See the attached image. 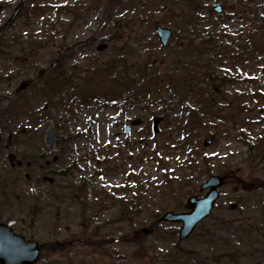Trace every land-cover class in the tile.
Instances as JSON below:
<instances>
[{
	"label": "rangeland",
	"instance_id": "374dc122",
	"mask_svg": "<svg viewBox=\"0 0 264 264\" xmlns=\"http://www.w3.org/2000/svg\"><path fill=\"white\" fill-rule=\"evenodd\" d=\"M191 1L169 0L192 8ZM195 1L201 8L186 26L189 16L171 15L162 5L130 10L110 7L109 0H0V223L38 244L35 264L264 258V161L254 156L263 153L256 146L264 137V0ZM57 5L76 10L58 12ZM158 23L175 34L168 48L156 36ZM27 36L43 47L36 56L10 45ZM182 42L208 45L209 82L199 81L202 57L176 47ZM247 42L255 48L239 53ZM45 75L62 87L48 91ZM25 82L29 87L20 90ZM219 100L223 111L207 116L206 127L188 132L180 122L184 108L198 111ZM12 102L15 118L5 127L1 112ZM156 117L163 118L158 134ZM137 119L142 125L126 133ZM50 123L57 135L52 154L45 144ZM31 152L43 160L11 169L9 153ZM54 156L58 161L45 166ZM185 171L193 175L186 183L177 180ZM213 175L223 179L219 200L181 241L180 224L161 218L187 211L188 199L203 197L201 186Z\"/></svg>",
	"mask_w": 264,
	"mask_h": 264
},
{
	"label": "trees",
	"instance_id": "16d2710c",
	"mask_svg": "<svg viewBox=\"0 0 264 264\" xmlns=\"http://www.w3.org/2000/svg\"><path fill=\"white\" fill-rule=\"evenodd\" d=\"M252 2L254 4H256L258 2H261V0H252ZM112 3H114V4L111 5ZM190 3L191 4L194 3V6L192 8L190 6H185L184 7V6H181V5H178V4L171 3V2H169V0H117V2H115L114 0H109V6L110 7H112L114 5H118V6L125 5L130 10H135L136 8H146V9H148V8H153L154 6L156 7L157 5H162L163 6V10L167 11L171 15L173 13L175 15L177 14L179 16L181 15V16H184V17L185 16H189V18H190L189 20H188V18L184 19V21L186 22V26H188L190 24L187 21H190L191 19L196 18L197 13L199 12V10L201 8V4H198L195 0L191 1ZM39 9L40 8H36V10H39ZM66 9H69L72 12H74L76 10V7H65L64 10H66ZM187 9H190V11L187 14H185L184 12ZM25 17H26V15H25ZM114 25H117V24L114 23ZM174 28L178 29V27H174ZM187 28H189V27H187ZM26 39H27L26 42L23 41V42L20 43V40H19L18 37L14 38V39H12L10 45L11 46L20 47L21 51H23V52L29 51L31 55H35L36 56V53H35L36 50L43 49V47L41 46L40 43H37L36 40H32L31 36H27ZM176 47L184 48V49H191V51L195 52V53H192V55H191V56H193L194 59H195V54L196 53L199 54V59L202 57V61L204 62V64L201 66V68L203 70V77L201 79H199V81H202V82L203 81H208L209 82L211 80L210 73H209V70H208L209 59L210 58H208L207 61L206 60L204 61V58H203L206 54L210 53V51H211L210 48H208V45H206V47H204L202 45L193 46V44L191 42H188V44H183V42H182V43H179L178 46H176ZM197 47H198L199 50H197ZM222 47H223V45L219 46V48H222ZM2 48L4 49L3 40H2ZM251 48L252 49L255 48V42L244 43L242 45L241 49L239 50V53L240 52L246 53L248 51L250 52L252 50ZM187 52L188 51L185 50V52L183 54L177 55L176 63L178 65H182L184 63V57H186V58L188 57L187 56V54H188ZM114 69H115V72H116L118 67H115ZM45 78H47V80L43 84V86L46 85V87L48 88V91H51V92L58 91L56 89L55 85H58V86L62 87V84L59 83V80L54 81L55 79H53V76L49 77V76L45 75ZM217 79L220 80L222 83L224 81L223 80L224 78L219 77V76H218ZM159 82L161 84V89H163L165 84H166V81L160 78ZM191 93H197V92H191ZM198 96H199V94H198ZM219 101L220 102H218V104L216 106H212V107L209 106V104L204 106L200 102L201 103V109L198 110V111H195L194 109L191 110L189 108H184L185 110L182 113L180 122L182 121L183 125H185L184 127L186 128V130L188 132H192V131H194L196 129H199L201 127H206V126H204L205 125L204 121H205V119H207V116H210L211 114H216L217 111H223V109L220 108V106L224 103V101H222V100H219ZM13 104H14V102L10 103L9 107H7L6 109H4L1 112V114H2L1 123L6 121V123L2 124L5 127H7V125L9 124V122H8L9 120L8 119L13 120L15 118L14 112H13V109H14ZM62 105H64V104H62ZM227 107H231V104L230 103L227 104ZM18 111H20V110L18 109ZM200 114H201V117H200ZM215 116H219V114H216ZM256 147H259V148L263 149V153L260 156H258V154L255 155L254 153H252V151L255 149V147L252 146L251 144H249V153L250 154H254V156H256L259 159H261V161H264V137L262 139H260V141L257 142V146ZM18 156L21 158V160L23 162H25V163L30 162L31 163V166L28 167L29 169H31L35 164H38L40 161H42L43 157H44V156H40V155H35L33 152L29 153L27 156H24V157H23V155H20V154ZM192 165H194V163H191V165L188 166V168H191ZM185 170L187 171V169H185ZM165 172H167L166 169H165ZM186 174H187V172H186ZM165 176H168V174L165 175ZM181 177H182V179L180 180L179 178H181ZM188 177H193V175H189V173H188L187 176H186L185 174L182 175V173H181V175L178 176L177 180L185 181L184 183H186L188 181ZM168 180H169V182L171 184H173V181H171L172 179H168ZM79 189H81V191H84L81 186H79ZM74 190H71V193H72L73 197H74V194H75ZM4 194H5V192H3V195Z\"/></svg>",
	"mask_w": 264,
	"mask_h": 264
},
{
	"label": "water",
	"instance_id": "95a60500",
	"mask_svg": "<svg viewBox=\"0 0 264 264\" xmlns=\"http://www.w3.org/2000/svg\"><path fill=\"white\" fill-rule=\"evenodd\" d=\"M218 13L222 12V8H216ZM157 34L160 38L161 44L166 47L172 37V31L157 26ZM104 49V46L100 48ZM27 84H23L20 89H25ZM160 119H156L154 124L155 132H158L157 125ZM133 125H135L133 123ZM129 131V128H127ZM56 135L54 127L51 124L49 130L46 132L45 141L50 152L55 149ZM210 142H206L208 146ZM9 161L12 168L21 167L22 162L17 159L13 154L9 155ZM52 181V180H50ZM222 184V179L219 177H211L204 185L203 189L211 188V191L204 199H197L192 197L189 199L188 204L192 211L187 214L168 213L164 216L163 220L167 222H182L183 227L180 231V239L188 238L197 224L203 221L213 208L214 202L218 198L217 188ZM40 255V248L34 242H27L23 237L15 235L6 225L0 224V264H33Z\"/></svg>",
	"mask_w": 264,
	"mask_h": 264
},
{
	"label": "flooded vegetation",
	"instance_id": "af4514ba",
	"mask_svg": "<svg viewBox=\"0 0 264 264\" xmlns=\"http://www.w3.org/2000/svg\"><path fill=\"white\" fill-rule=\"evenodd\" d=\"M260 225L262 227H264V224H260ZM253 227H254V225H253ZM253 229L255 232L258 231V227H254ZM260 236L262 238L264 236V234L260 235ZM248 261H250V263H248ZM238 264H264V258H238Z\"/></svg>",
	"mask_w": 264,
	"mask_h": 264
}]
</instances>
